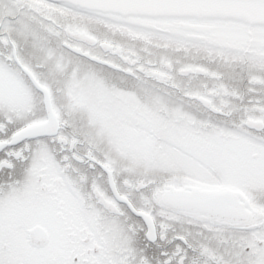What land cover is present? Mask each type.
<instances>
[{
	"label": "snow or ice",
	"instance_id": "1",
	"mask_svg": "<svg viewBox=\"0 0 264 264\" xmlns=\"http://www.w3.org/2000/svg\"><path fill=\"white\" fill-rule=\"evenodd\" d=\"M0 264H264V0H0Z\"/></svg>",
	"mask_w": 264,
	"mask_h": 264
}]
</instances>
